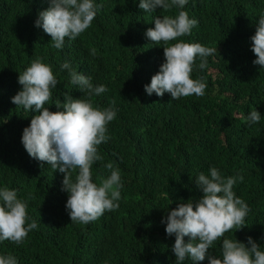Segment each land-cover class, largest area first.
<instances>
[{
	"label": "trees",
	"instance_id": "trees-1",
	"mask_svg": "<svg viewBox=\"0 0 264 264\" xmlns=\"http://www.w3.org/2000/svg\"><path fill=\"white\" fill-rule=\"evenodd\" d=\"M93 2L102 7L91 26L56 49L33 27L39 0H0V189L15 190L27 203V222L38 225L20 244L0 241V255H13L18 264H176L173 247L160 245L167 243L162 221L173 203L203 196L196 181L212 167L225 179L236 177L233 191L250 212L245 226L225 233L210 254L221 256L223 239L250 247L248 237L264 250V66L255 67L250 59L256 57L251 38L264 15V0H188L183 9L147 13L139 8L140 0ZM180 10L199 20L183 41L217 49L207 57L206 68L197 62L195 75L219 83L225 96L217 101L227 115L223 126L198 113L212 100L208 88L203 96L178 100L168 92L160 97L145 90L165 62V45L150 41L146 31L155 27V17ZM37 57L52 67L58 81L45 104L50 111L63 110L57 104L63 106L65 93L89 98L61 68L65 61L106 86L90 98L94 107L116 111L107 125L110 139L97 146L103 159L92 165V179L109 176V162L119 168V207L87 224L70 219L69 194L62 190L65 173L31 157L22 143L36 112L17 107L12 98L23 88L20 73ZM254 109L261 114L257 123L247 120ZM77 174L78 169L72 172L73 181ZM183 264L196 263L187 259ZM202 264H209L207 257Z\"/></svg>",
	"mask_w": 264,
	"mask_h": 264
},
{
	"label": "clouds",
	"instance_id": "clouds-1",
	"mask_svg": "<svg viewBox=\"0 0 264 264\" xmlns=\"http://www.w3.org/2000/svg\"><path fill=\"white\" fill-rule=\"evenodd\" d=\"M188 0H140L139 8L155 12L157 8L165 12L173 7L183 9ZM39 15L33 27L44 35L56 49H62L69 41L81 36L91 26L98 7L93 0H39ZM155 27L146 31L150 41L165 45V62L155 74L150 85L145 86L148 95L155 93L163 97L165 92L173 100L188 97H200L209 89L211 101L203 103L198 113L205 114L213 124L223 126L227 122L226 107L217 101L225 94L218 82H207L195 75L198 61L199 68L207 67L209 56L217 49L200 43H189L197 28V17L189 18L187 11L180 10L175 16L163 15L154 19ZM202 29V27H200ZM253 41L252 51L256 57H250L252 64L264 66V15H261ZM95 49L91 53L95 55ZM62 69L69 70L71 83L89 98L74 99L65 93L62 111L52 112L45 107L52 96L51 89L58 84L52 67L39 57L19 75L22 90L12 98V102L24 110L35 111L30 126L22 135V143L29 155L41 162H47L51 168L65 173L62 190L68 192L66 208L72 222L87 224L97 220L104 212L119 207L121 198V175L119 168L112 162L105 167L110 170L107 177H98L93 182L92 165L103 157L97 146L110 139L107 125L116 117L114 107H94L90 99L93 95L104 93V84H98L91 75L78 74L71 64L65 61ZM215 70L212 69V72ZM119 77V74H113ZM111 86V78L108 81ZM114 105V101L112 102ZM251 123L261 120V114L252 110L247 117ZM78 169L75 181L72 172ZM239 179L242 181L243 176ZM236 177L225 179L217 168L212 167L210 174L201 172L196 181L203 196L195 201L176 202L162 221L166 223V232L161 234L167 240L176 264H183L190 259L202 264L207 257L209 264H264V250L248 237V245L232 239H223L221 256L210 254L215 241L225 233L245 226V218L250 212L249 205L236 196L233 186ZM166 197L168 193L164 194ZM27 203L18 198L15 190L5 187L0 189V241L10 240L20 244L28 233L37 228L35 221L28 223ZM190 237L185 239V237ZM176 238V239H175ZM175 239V242H174ZM0 264H18L13 255H0Z\"/></svg>",
	"mask_w": 264,
	"mask_h": 264
}]
</instances>
